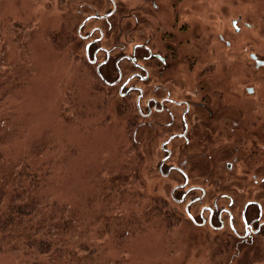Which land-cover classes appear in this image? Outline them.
Masks as SVG:
<instances>
[{"label": "flooded vegetation", "instance_id": "af4514ba", "mask_svg": "<svg viewBox=\"0 0 264 264\" xmlns=\"http://www.w3.org/2000/svg\"><path fill=\"white\" fill-rule=\"evenodd\" d=\"M34 1L57 17L53 44L125 99L172 226L218 249L204 264H264V47L247 0Z\"/></svg>", "mask_w": 264, "mask_h": 264}, {"label": "rangeland", "instance_id": "374dc122", "mask_svg": "<svg viewBox=\"0 0 264 264\" xmlns=\"http://www.w3.org/2000/svg\"><path fill=\"white\" fill-rule=\"evenodd\" d=\"M261 1L247 0L253 26L246 33L248 43L264 47ZM42 5L0 0V154L27 165L51 201L74 210L78 227L66 231L58 258L20 247L0 252V264L209 261L218 250L211 235L187 223L172 226L168 204L175 202L150 173L145 147L134 157L125 99L107 96L87 67L53 44L57 17ZM119 173L124 180H115Z\"/></svg>", "mask_w": 264, "mask_h": 264}, {"label": "trees", "instance_id": "16d2710c", "mask_svg": "<svg viewBox=\"0 0 264 264\" xmlns=\"http://www.w3.org/2000/svg\"><path fill=\"white\" fill-rule=\"evenodd\" d=\"M117 179L125 175L119 173ZM41 187V179L27 165L4 161L0 154V252L24 247L43 256H61L58 244L68 229L78 227L75 212L66 203L51 201ZM26 264L50 262L34 259Z\"/></svg>", "mask_w": 264, "mask_h": 264}, {"label": "water", "instance_id": "95a60500", "mask_svg": "<svg viewBox=\"0 0 264 264\" xmlns=\"http://www.w3.org/2000/svg\"><path fill=\"white\" fill-rule=\"evenodd\" d=\"M258 63H259V64H260V63H263V64H264V61L259 60Z\"/></svg>", "mask_w": 264, "mask_h": 264}, {"label": "bare ground", "instance_id": "6f19581e", "mask_svg": "<svg viewBox=\"0 0 264 264\" xmlns=\"http://www.w3.org/2000/svg\"><path fill=\"white\" fill-rule=\"evenodd\" d=\"M114 263H116V262H114Z\"/></svg>", "mask_w": 264, "mask_h": 264}]
</instances>
